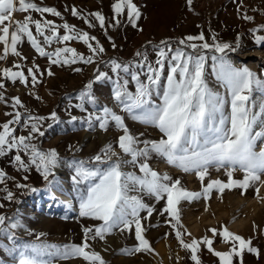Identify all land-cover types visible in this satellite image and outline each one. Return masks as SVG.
Here are the masks:
<instances>
[{"label": "snow or ice", "instance_id": "obj_1", "mask_svg": "<svg viewBox=\"0 0 264 264\" xmlns=\"http://www.w3.org/2000/svg\"><path fill=\"white\" fill-rule=\"evenodd\" d=\"M191 3L192 0H188V4ZM112 10L116 17L126 13L129 23L133 27L137 26L136 21L141 14L133 0H116ZM30 11L40 13L41 16L45 13L61 16L55 8L40 7L32 0H0V45L3 53L0 60L7 59L9 54L24 59L17 50L24 37L39 56L47 57L51 64L68 65L78 61L93 64L98 62L95 58L104 53L105 50L98 41L95 46L91 43L95 37L68 23L62 25L66 34L61 36L57 32L58 26L50 20L42 23L41 20H33L31 15H26L23 22L13 21L15 13ZM71 13L79 16L76 8H72ZM91 15L101 28L105 27V17L100 12ZM81 18L85 19L89 27L95 26L86 18ZM243 19L252 21L253 17L245 15ZM116 22L118 24L119 20ZM30 25L35 26V36ZM45 30L51 35L45 34ZM258 30H264V25L253 32ZM38 36L43 37L44 45H51L53 41L61 44L73 40L83 42L91 54L85 57L70 47H58L54 52H46ZM197 40L205 41V37L202 34L188 36L179 41L183 47L175 50L168 42L162 41L164 46H157L154 63L148 60L146 54L140 52L136 53L138 57L142 56L139 62L122 63L113 59L109 63L112 73L116 74L114 80L97 69V81L111 80L114 84L113 99L116 106L132 120L158 129L160 139L139 141L130 132L125 118L106 106L103 107L101 115L90 113L85 118L89 127H92L95 120L99 122L101 130L107 131L110 123H114V127L123 133L117 141L119 153L109 144L90 161L73 162L71 165L74 168L73 182L77 186H84L79 195V215L101 223L98 227L83 229L84 240L81 245L16 244L11 230L23 228L24 225L16 219L9 220L5 227L6 217L0 215V235H7L13 241L10 253L17 259L18 264H54L55 260L72 258H81L86 264H106L99 253L91 250L89 240H104L114 230L131 233L133 228L138 245L125 249L124 253L152 251L144 235L142 220L151 217L156 209L145 203V196L156 202H165L160 214L167 213L171 218L170 222H175L172 227L176 229V239L190 254L193 264H201L199 254L202 246L218 257L219 264H233V257H242L245 251L259 255L258 250L251 246L250 239L245 240L228 231L226 227L219 231L209 229L213 238L204 237L185 242V233L179 230L183 227L179 205L182 201L199 199L201 192L188 191L179 179L174 180L167 173L157 172L148 162L153 155L158 156L183 173H194L202 186L211 168L217 171L223 169L228 182L210 180L203 186L205 199L209 198L214 187L223 192L224 189L232 188L247 190L257 184L264 186V103L257 108L254 100V93L264 96V79L246 66L236 67L229 62L226 55L227 50L232 48L230 44H209L206 41L201 44L191 43ZM255 41L257 44L264 42V36H256ZM185 48L191 51H185ZM209 53L212 61L211 74L226 90L223 94L209 86L206 71ZM13 67L21 69L22 66L15 64ZM39 71L35 65L27 69L33 86L38 83L36 73ZM0 74L12 83L19 81L25 86L28 85V77L22 70L5 68ZM47 75L51 77L54 73L48 70ZM130 83L135 85L134 93L129 90ZM4 88L5 84L0 82V89ZM92 88L93 83L89 82L78 97L81 103L77 107L82 112L86 111L85 103L93 106L97 104ZM0 102H5L2 92ZM16 106L24 107L18 97L14 98L12 107ZM5 115L12 116V119L0 124V157L13 154L11 159L16 171L28 173L35 168L48 181L54 175L53 170L59 166L60 158L54 149L44 151L34 143L37 135H45L41 129L46 118L28 115L22 121V113L19 111ZM49 118L57 121L56 113L53 112ZM76 119L72 117V121ZM16 126H20L28 134L17 135ZM141 143L143 147L139 146ZM129 166L138 168L139 174L126 171ZM236 171L244 174L242 180L233 178ZM10 180L15 178L0 170V186H3L0 187V192L5 194V200L13 201L14 193L8 188ZM15 187L24 188L26 185L16 183ZM256 191L259 193V187H256ZM3 206L0 204V208ZM141 213H146L147 216H142ZM187 235L190 236L191 233ZM217 236L222 238V243L229 245L228 251L214 250V238Z\"/></svg>", "mask_w": 264, "mask_h": 264}, {"label": "rangeland", "instance_id": "obj_2", "mask_svg": "<svg viewBox=\"0 0 264 264\" xmlns=\"http://www.w3.org/2000/svg\"><path fill=\"white\" fill-rule=\"evenodd\" d=\"M40 7H52L61 13L60 17L37 12L20 13L13 16L14 22H23L26 15H31L33 20H50L57 27L59 35L66 34L62 25L68 23L81 32H87L89 36L95 37L91 41L93 46L96 42L104 48V53L95 58L98 62L84 64L78 61L68 65L51 64L47 57H41L33 49L27 38L17 46L21 57L9 54L7 59L0 60V73L5 68L13 71L22 70L28 77V85L25 86L19 81L12 83L0 74V82L5 84L0 92L4 94L5 102H0V124L12 119V116L5 113H22V121L28 115L42 116L46 119L42 122L44 136H38L34 143L41 150H55L60 158L59 166L53 170L54 175L45 181L39 172L32 168L30 172L23 173L16 171L9 154L0 157V170L5 171L15 180L8 182V188L14 193L13 201L4 199V193L0 192V215L6 217V224L9 220L19 219L24 225L23 228L11 230L14 233L15 243H44L50 245H81L84 240V228H95L101 222L79 215V195L83 185L77 186L73 182V162L90 161L92 157L99 154L101 149L111 144L119 153L118 137L123 133L110 123L107 131L99 128V122L93 121L89 127L85 118L90 114L101 115L103 107H108L125 118V123L130 132L139 141H156L160 139L159 130L137 121L132 120L119 107L113 99L114 84L111 80L95 79L97 69L106 73L113 80L116 74L112 73L110 61L117 62H139L142 56L138 57L137 52L146 54L148 60L155 62L157 46L163 47L162 41L168 42L172 49L183 47L179 41L188 36L203 35L209 44L214 42L228 43L232 46L227 50L226 58L236 67L246 66L261 79H264V42L257 44L256 36H264V30L253 32L264 25V0H133L140 11V19L136 21V27L129 23L126 13L116 17L112 5L116 0H32ZM76 8L79 16H73L71 9ZM100 12L105 17V27L101 28L92 13ZM247 15L253 17L252 21L243 19ZM91 21L94 27H89L85 19ZM117 20L119 23L117 24ZM33 35H36L35 26L30 25ZM45 34L51 35L45 30ZM46 52H54L56 48L70 47L85 57L90 55L87 45L80 41H70L63 44L53 41L51 45L43 44V37H37ZM205 41H192L191 43L201 44ZM185 51L191 49L185 48ZM0 45V55H2ZM69 55L70 54H66ZM219 55V54H217ZM209 59L206 64L208 83L211 88L220 93L225 89L220 86L215 77L211 74L212 61ZM20 64L21 69L13 66ZM38 66L36 73L38 83L33 86L27 69ZM81 69L76 71V69ZM51 70L54 75L49 77L47 71ZM121 75H123L121 73ZM144 79V77H141ZM92 82V92L96 97L97 104L85 103L86 111L82 112L77 107L81 103L79 96L85 90L86 85ZM129 90L135 92V85L129 84ZM19 98L24 107H12L14 98ZM254 100L258 106L264 103V96L254 93ZM159 102V101H157ZM55 112L57 121L49 117ZM72 117H76L72 121ZM17 127V135H27V131L20 126ZM259 131V128L256 129ZM143 147L141 143L139 145ZM259 150V143L257 145ZM23 155V154H22ZM27 159V157H24ZM128 159V157H125ZM150 167L157 172L167 173L174 180L179 179L181 185L191 192H201L199 199L182 201L179 205L182 228L185 242L192 239L204 237L213 238L209 229L228 231L251 240V246L259 252L245 251L242 257H233V264H264V186L259 184L245 189L232 188L220 192L213 188L209 198L203 195V186L210 180L228 182L224 170L217 171L215 168L209 170V175L201 181L194 173H183L182 171L168 165L166 161L153 155L148 161ZM126 171H135L139 174L138 168L127 167ZM27 176V179H24ZM242 172H234V179L242 180ZM264 179V177H262ZM16 183L24 184L26 187L17 188ZM3 187V186H0ZM259 187V193L256 191ZM35 189V191H32ZM53 192H58L74 201L73 205L62 200ZM144 201L156 209L151 217L142 220L144 235L148 239L152 251L125 254V249H132L138 245L135 239L134 228L131 233H121L114 230L113 234L105 237L104 240L97 238L89 240L91 250L99 253L106 261V264H193L190 254L184 250L176 239V229L172 227L175 223L171 221L167 213L161 215L165 206L164 201L156 202L154 199L145 196ZM147 216L146 213H141ZM191 233V235H187ZM13 241L7 235H0V264H18V261L10 253ZM214 250L225 252L229 245L222 243V238H214ZM201 264H219L218 257L207 251L206 247L201 248ZM54 264H86L81 258L67 260H55Z\"/></svg>", "mask_w": 264, "mask_h": 264}, {"label": "bare ground", "instance_id": "obj_3", "mask_svg": "<svg viewBox=\"0 0 264 264\" xmlns=\"http://www.w3.org/2000/svg\"><path fill=\"white\" fill-rule=\"evenodd\" d=\"M55 195L57 194L58 197H60L62 200L67 201V203H69L70 205L74 204V201L68 197H66L65 195L58 193V192H53Z\"/></svg>", "mask_w": 264, "mask_h": 264}]
</instances>
